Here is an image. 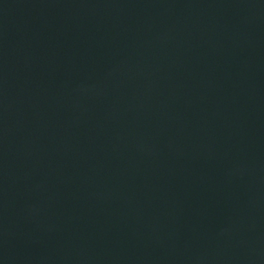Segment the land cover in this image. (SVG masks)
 I'll return each mask as SVG.
<instances>
[{"label":"water","instance_id":"obj_1","mask_svg":"<svg viewBox=\"0 0 264 264\" xmlns=\"http://www.w3.org/2000/svg\"><path fill=\"white\" fill-rule=\"evenodd\" d=\"M0 264H264V0H0Z\"/></svg>","mask_w":264,"mask_h":264}]
</instances>
